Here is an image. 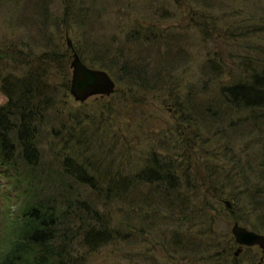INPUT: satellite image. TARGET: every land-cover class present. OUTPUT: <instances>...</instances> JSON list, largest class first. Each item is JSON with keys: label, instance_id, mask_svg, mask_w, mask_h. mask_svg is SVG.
<instances>
[{"label": "rangeland", "instance_id": "374dc122", "mask_svg": "<svg viewBox=\"0 0 264 264\" xmlns=\"http://www.w3.org/2000/svg\"><path fill=\"white\" fill-rule=\"evenodd\" d=\"M27 1L31 3L27 4ZM27 1L0 0V47L14 43L18 55L16 60H10L9 65L0 66L3 73L20 69L21 59L24 66L25 62L31 61L33 54L41 51L40 48H25L19 42L28 43L32 39H36L34 43L38 39L45 42V37L34 27V20H30L28 13L33 11L37 0ZM51 1L54 9L51 11L59 14V20L53 28L50 27L47 35L52 45L61 44L68 50L66 57L70 64L72 57L66 45V35L74 47L81 41V32L78 33L62 17V0ZM89 1L94 2L89 14L95 37L105 36L111 48L116 45L112 40L122 45L126 32L139 24L144 28L150 25L157 34L159 31L164 33L163 37L174 36L161 40L162 50L170 47L172 51H183L169 66L171 77L178 83H173L170 77L160 90L141 91L138 97L132 95L129 99L135 106L130 114L116 109V113H112L115 119L105 121L103 125L94 121L98 116L105 114L102 118H106L111 113L106 102H113L111 96L127 88L126 85L121 86L109 69H103L115 82V90L110 96H93L80 103L70 96L68 89L70 106L85 110L90 116V122H85L86 127L91 132H99L90 135L92 140H87L86 131L82 132L86 152H76L86 157L85 160L78 159L77 163L79 166L84 164L86 178L82 180L90 181V184L83 186L66 178L63 182L71 185L77 204L92 201V209L121 231L116 240L93 252L80 247L75 238L72 245L75 257L82 255L84 264H206V261L219 257L227 262L236 259L234 253L238 245L231 234L234 222L247 229L256 225L260 229L255 232L264 234L261 228L264 227V205L257 210L250 208L249 200L242 192L243 187L250 183L263 182L259 183V189L264 188V107L232 106L225 100L222 90L236 84L239 79H248L254 72L264 73V0ZM18 24L21 26H16ZM152 46H157L156 42L153 41ZM20 54H24L21 59ZM212 64L217 67L215 72L210 69ZM69 71L71 75L70 68ZM170 85H176L179 90L173 94L167 92ZM188 90L191 92L188 100H193L205 112L209 111L195 118L201 124L206 123L204 128L186 124L187 118L175 110V99L185 102L183 95ZM170 94L171 97L168 96ZM121 96L115 95V98L119 97V100ZM5 102L6 98L0 91V105ZM53 138L52 135L39 137L45 153L42 169L52 163L48 155L53 149L52 143L56 148L61 147ZM152 159L167 168L173 167V171L169 170L176 179V188L167 187L166 181L161 182L163 178L149 183L134 182L137 191L131 198L123 194L109 200L107 182L111 175H115L114 171L119 168L124 179L130 181L140 170L153 167ZM214 165L221 172L220 176L214 172ZM51 166L54 173L50 179L45 171L40 175L45 179V185H50L48 193L44 192L45 186L43 188V195L48 197L61 194L56 193L57 186L53 182L65 187L54 176L59 163ZM210 166L212 170L206 172L205 168ZM240 169L244 170L243 178ZM260 175L262 180L257 179ZM201 176L207 178L201 180ZM215 181L224 184L225 193L221 192L219 184L213 185ZM14 189H6L4 182L0 188V240L5 244L10 232L8 218L17 211V203L21 202L15 198L18 188ZM166 191L168 197L163 198ZM7 192L13 201L6 199ZM231 193L238 195L236 200L229 197ZM225 200L230 202V207L224 204ZM145 201L149 206L143 207ZM205 205L209 208L203 207ZM183 208L188 211L181 212ZM226 209H233V214ZM153 213L156 215L152 216ZM68 225L71 226L69 232L77 236L85 223L75 219ZM175 237L178 245L186 244V249L172 245ZM237 257L239 261L235 264H264V260L259 261L261 251L256 246L243 247Z\"/></svg>", "mask_w": 264, "mask_h": 264}, {"label": "trees", "instance_id": "16d2710c", "mask_svg": "<svg viewBox=\"0 0 264 264\" xmlns=\"http://www.w3.org/2000/svg\"><path fill=\"white\" fill-rule=\"evenodd\" d=\"M28 3L31 2L27 1ZM61 3L62 17L69 21L71 27L75 28L78 33L81 32L79 35L81 41L74 44V49L80 58L89 66L109 69L119 84L127 87L111 96L113 102H106L108 104L106 108L111 113L106 118H102L105 114L98 116L94 123L99 121L98 125H103L105 121L110 122L115 119L112 113H116L114 111L116 109L126 110L129 115L135 106L129 99L132 95L138 97L137 95L141 91L150 93L160 90L165 85V80L171 77L170 62L181 56L180 52L183 50L172 51L167 46L165 50H162L159 43L163 38L169 39L174 36L163 37L164 33L159 31L157 34L150 25L144 28L143 25L137 24L126 32L122 45L118 41L112 40L116 45L111 48L107 44L105 36L100 34L99 37H95L96 31L91 27L89 12L92 10L94 2L62 0ZM52 4L51 0H37L33 11H28L31 15L30 20H34V27L42 37H45V42H43L44 40L41 42L39 39L36 43L33 42L36 39L29 40L28 43L23 40L19 42L25 48H40V53L33 54L31 61L25 62V68L24 60L21 59L24 54H20L21 63L18 64L20 69L13 72L6 71V73L0 71V91L6 98V102L0 105V188L2 182L6 189L10 187L14 191V188L17 187L15 198L18 202L21 200L20 203H17V211L8 218L10 232L7 244L14 238H18L19 242L14 245L13 252L4 261V264H84V257L82 255L75 257V253H73L72 245L75 238V243H79L80 247L93 252L116 240L120 231L118 227H112L100 213L92 209V201L87 200L86 203L77 204L74 201L75 196H72L71 185L63 182L66 178L71 179L70 181H78L83 186L90 184V181L86 183L82 180L86 178L84 164L79 166L77 163L78 159L85 160L86 157L76 152H86L83 147L85 138L82 132L86 131L87 140H92L90 135L97 134L99 130L91 132L85 123L86 121L90 122V116L86 114L85 110L81 111L70 106L67 95L71 77L66 57L68 50H65L61 44H56V47L52 45L47 35L50 27L53 28L56 21L59 20V14L56 15L57 12L51 11L54 10ZM198 25L202 28L201 24L197 23ZM16 26L20 27L21 24ZM202 34L204 35V33ZM153 41L157 46H152ZM146 44H150V46ZM17 57L15 44H6V47L0 49V63L3 62L0 66H5L7 63L9 65L10 60H16ZM161 59H163L162 64ZM211 66L213 67L210 69L215 72L216 65L212 64ZM168 68L169 70H167ZM171 78L175 83L174 77ZM178 90L179 87L176 85H170L167 92L173 94ZM172 94L168 96L171 97ZM190 94L191 92L188 90L187 94L183 95L186 99L185 102H179L178 98L175 99V103H173L175 110L187 118L186 124L196 128L200 125L204 128L206 123L201 124L202 122H198L195 118L209 111L205 112L198 104L195 105L193 100H188L191 97ZM222 94L232 106L264 107V73L254 72L248 79H239L236 84L223 89ZM115 95L122 96L118 100L120 96L115 98ZM219 134L224 137L221 131ZM44 135L54 136L53 141H58V144L61 145L56 148L52 143L53 149L49 151L48 155L51 158V165H54L55 162L59 163L58 171H55V178L65 184L63 188L53 182V185L57 186L56 193L61 194L49 197L43 195V188L45 186L44 192L48 193L50 185H45V179L40 176L41 172L45 171L47 178L50 179L53 175L52 172L54 173L51 165H47L49 169H42L45 165V153L39 137ZM213 154L217 155V153ZM152 160H154L153 167L140 170L137 176L130 181L124 179L119 168L114 171L115 175H111L107 182L106 195L109 196V200L116 199L123 194L127 198H129L127 195H130L131 198L137 191L134 182L149 183L151 180L157 181L163 178L164 180L161 182L166 181L169 184L167 187L176 188V179L172 177L169 170L173 171V167L167 168L158 160ZM213 167L214 172L220 176L219 169L215 165ZM211 168L212 166L206 167V172H210ZM243 172V169L239 170L241 178H243ZM206 176H201V180L207 178ZM257 179L262 180L263 176L260 175ZM43 183L44 185H42ZM259 183L263 182L247 184L242 191L249 200L248 206L255 210L264 205V202L261 201L264 196V188L259 189ZM215 184H219V181H215L213 185ZM219 187L221 192L225 193L224 184H219ZM167 191L163 198L168 197ZM210 191L215 192L211 188ZM227 193L226 196H228ZM229 197L236 200L238 195L231 193ZM6 199L11 201L14 198H11L7 192ZM145 205L149 206L147 201L143 207ZM203 207L209 208L208 205ZM186 211L188 209H181V212ZM199 211L201 212V209ZM226 211L233 214V209H226ZM192 213L190 210V216ZM155 215L153 213L152 216ZM75 219H79L85 225L81 232L76 234L77 236L73 234L74 237L69 232L71 226L68 223ZM258 228L260 229L254 225L250 230L255 231ZM261 228L264 230V227ZM178 244L179 241L175 237L172 240V245L186 249V244ZM193 251L198 252L194 248ZM237 261H239L238 257L228 262L219 257L214 261H206V264H235Z\"/></svg>", "mask_w": 264, "mask_h": 264}, {"label": "water", "instance_id": "95a60500", "mask_svg": "<svg viewBox=\"0 0 264 264\" xmlns=\"http://www.w3.org/2000/svg\"><path fill=\"white\" fill-rule=\"evenodd\" d=\"M66 45L69 47L72 57L69 64L71 70L70 96L80 103L85 102L93 96L100 98L110 96L115 90V82L107 71L87 65L77 54L67 35ZM224 204L230 207L228 200H225ZM231 234L238 245L234 255H237L242 247L257 246L261 250L262 257L264 256V234L247 229L239 225L238 222H234Z\"/></svg>", "mask_w": 264, "mask_h": 264}, {"label": "clouds", "instance_id": "9594fccd", "mask_svg": "<svg viewBox=\"0 0 264 264\" xmlns=\"http://www.w3.org/2000/svg\"><path fill=\"white\" fill-rule=\"evenodd\" d=\"M0 234H2V229H0ZM18 242V238H14L8 244H5L2 242V240H0V264H4V261L13 252L14 245Z\"/></svg>", "mask_w": 264, "mask_h": 264}, {"label": "flooded vegetation", "instance_id": "af4514ba", "mask_svg": "<svg viewBox=\"0 0 264 264\" xmlns=\"http://www.w3.org/2000/svg\"><path fill=\"white\" fill-rule=\"evenodd\" d=\"M256 247H257V246H256ZM242 251H243V247H242V249H241L240 252H242ZM260 251H261V250H260ZM240 252H239V253H240ZM239 253H238L237 255H235V256L237 257V256L239 255ZM261 257H262V254H261ZM261 257H260V259H259L260 262H262V261L264 260V256L262 257V261H261Z\"/></svg>", "mask_w": 264, "mask_h": 264}]
</instances>
